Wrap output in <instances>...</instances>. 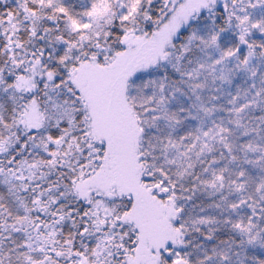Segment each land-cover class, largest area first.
Segmentation results:
<instances>
[{"label": "snow or ice", "instance_id": "snow-or-ice-1", "mask_svg": "<svg viewBox=\"0 0 264 264\" xmlns=\"http://www.w3.org/2000/svg\"><path fill=\"white\" fill-rule=\"evenodd\" d=\"M0 264H264V0H0Z\"/></svg>", "mask_w": 264, "mask_h": 264}]
</instances>
